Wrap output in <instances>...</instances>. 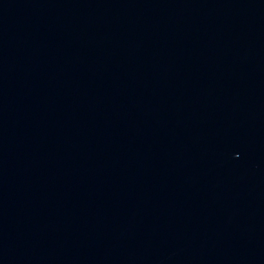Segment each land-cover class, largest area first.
<instances>
[{
    "label": "water",
    "instance_id": "95a60500",
    "mask_svg": "<svg viewBox=\"0 0 264 264\" xmlns=\"http://www.w3.org/2000/svg\"><path fill=\"white\" fill-rule=\"evenodd\" d=\"M0 264H264V0H0Z\"/></svg>",
    "mask_w": 264,
    "mask_h": 264
}]
</instances>
